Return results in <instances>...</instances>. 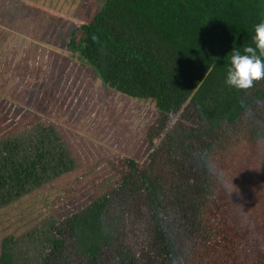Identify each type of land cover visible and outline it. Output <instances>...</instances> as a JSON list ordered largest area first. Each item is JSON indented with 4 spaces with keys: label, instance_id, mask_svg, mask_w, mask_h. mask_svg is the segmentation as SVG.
I'll return each mask as SVG.
<instances>
[{
    "label": "trees",
    "instance_id": "obj_1",
    "mask_svg": "<svg viewBox=\"0 0 264 264\" xmlns=\"http://www.w3.org/2000/svg\"><path fill=\"white\" fill-rule=\"evenodd\" d=\"M262 18L264 0H103L71 28L101 84L155 112L144 163L106 158L116 184L52 224L40 264H264V79L225 82ZM12 135L0 131V207L72 168L49 134ZM10 243L0 264H16Z\"/></svg>",
    "mask_w": 264,
    "mask_h": 264
},
{
    "label": "rangeland",
    "instance_id": "obj_2",
    "mask_svg": "<svg viewBox=\"0 0 264 264\" xmlns=\"http://www.w3.org/2000/svg\"><path fill=\"white\" fill-rule=\"evenodd\" d=\"M102 2L0 0V131L30 144L49 134L72 163L69 172L0 207V239H11L16 264H40L52 224L116 184L106 158L143 164L150 150L143 133L152 101L105 87L66 45L71 28Z\"/></svg>",
    "mask_w": 264,
    "mask_h": 264
},
{
    "label": "clouds",
    "instance_id": "obj_3",
    "mask_svg": "<svg viewBox=\"0 0 264 264\" xmlns=\"http://www.w3.org/2000/svg\"><path fill=\"white\" fill-rule=\"evenodd\" d=\"M229 59L230 65L227 67L225 82L230 87L247 90L252 88L256 81L264 79V18L253 25L251 44L245 46L242 52L233 50ZM212 71L213 67L208 66L206 74ZM231 178L225 183L228 194L235 191L239 196V190L232 183ZM229 184L232 187L229 188Z\"/></svg>",
    "mask_w": 264,
    "mask_h": 264
}]
</instances>
